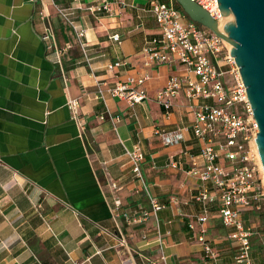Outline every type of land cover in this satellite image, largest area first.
<instances>
[{
    "label": "crops",
    "instance_id": "obj_1",
    "mask_svg": "<svg viewBox=\"0 0 264 264\" xmlns=\"http://www.w3.org/2000/svg\"><path fill=\"white\" fill-rule=\"evenodd\" d=\"M147 1L0 0V264H208L186 226L199 209L191 194L202 185L189 175L190 156L200 152L189 102L179 97L164 118L150 99L172 71L148 69L150 98L133 107L109 94L95 98L101 86L146 69L143 50L160 32L143 11ZM102 2L109 12L86 10ZM115 33L120 44L109 39ZM118 58L129 64L109 70ZM73 99L76 117L67 106ZM161 131L180 140L164 145ZM135 147L145 154L151 193L173 200L156 216H144L149 200L132 192L126 151ZM177 155L183 163L173 165ZM115 197L129 217L114 214ZM212 210L209 238L229 263L227 230L213 234L221 219Z\"/></svg>",
    "mask_w": 264,
    "mask_h": 264
},
{
    "label": "built area",
    "instance_id": "obj_2",
    "mask_svg": "<svg viewBox=\"0 0 264 264\" xmlns=\"http://www.w3.org/2000/svg\"><path fill=\"white\" fill-rule=\"evenodd\" d=\"M192 1L220 23L222 17L217 0ZM118 3L127 6L125 0H118ZM110 9L106 2L86 8L93 15L109 12ZM143 11L159 25L160 31L159 37L148 40L143 50L147 58L146 69L127 75L114 85L101 86L95 98L105 101V94H109L133 107L150 98L145 85L149 77L148 69L158 65L169 67L172 75L168 83L157 89L150 99L162 107L164 118L174 112L179 97L183 98V102H189L186 110L192 116L190 129L200 145L199 154L190 156L192 168L189 175L202 182L191 194V201L199 209L186 223L189 239L201 245L205 263L257 264L250 254L254 227L244 225L242 211L248 208L251 200L264 204V191H256V169L247 165L237 167L236 164L251 162V148L258 129L238 67L230 56L231 47L208 28L191 21L174 0H148ZM82 35L79 32V36ZM109 39L116 44L121 43L118 33L112 34ZM128 64L127 59L118 58L107 68L114 70ZM78 105L79 102L74 99L67 103L75 117ZM182 107L184 109V105ZM100 118L103 119V116L100 115ZM159 134L164 145H173L180 140L179 136L173 139L165 131ZM126 155L132 165L133 183H136L132 192L147 196L150 211L144 216H156L157 211L167 208L173 200L169 203L160 201L145 184L141 166L146 157L138 147L126 151ZM176 157L173 165L183 163L181 155ZM196 159H200L201 164ZM110 189L118 192L121 187L112 182ZM112 206L116 216L129 217V212L121 209L123 205L119 198L113 199ZM212 207H216L227 230L223 240L235 249L229 263L220 262L216 243L209 238ZM133 220L136 221L135 218ZM156 231L157 238L162 242L158 226Z\"/></svg>",
    "mask_w": 264,
    "mask_h": 264
},
{
    "label": "water",
    "instance_id": "obj_3",
    "mask_svg": "<svg viewBox=\"0 0 264 264\" xmlns=\"http://www.w3.org/2000/svg\"><path fill=\"white\" fill-rule=\"evenodd\" d=\"M194 23L211 30L231 45L258 132L254 145L264 172V0H217L222 30L206 10L192 0H174Z\"/></svg>",
    "mask_w": 264,
    "mask_h": 264
},
{
    "label": "rangeland",
    "instance_id": "obj_4",
    "mask_svg": "<svg viewBox=\"0 0 264 264\" xmlns=\"http://www.w3.org/2000/svg\"><path fill=\"white\" fill-rule=\"evenodd\" d=\"M186 101V100H185ZM188 101L184 102L185 104ZM253 148H251V162L248 163H237L236 166L240 167L243 165H247L250 168L256 169L254 177H255V187L257 192L264 191V178L262 176L260 165L258 164L257 157ZM251 204L248 206L246 210L242 211V217L244 219V225L246 227L253 226L255 234L250 238V245H251V256L255 259L257 264H262L264 261V204H261L259 200H251ZM216 226L214 228L213 234L216 236L220 232L225 234V229L221 223L216 222ZM212 234V235H213ZM231 247L232 254L234 255V248L229 244ZM203 260H206L203 256Z\"/></svg>",
    "mask_w": 264,
    "mask_h": 264
},
{
    "label": "bare ground",
    "instance_id": "obj_5",
    "mask_svg": "<svg viewBox=\"0 0 264 264\" xmlns=\"http://www.w3.org/2000/svg\"><path fill=\"white\" fill-rule=\"evenodd\" d=\"M228 19H230V18L222 19V20L220 21V23L218 24V26L220 27V28H219L220 30H222L224 23H225L226 21H228ZM228 47H231V45L228 44ZM253 150H254V152L256 153L257 161H258V164L260 165L259 167H260V170H261L262 176H263V178H264V172H263V170H262V167H261L262 165H261V163H260V159H259V157H258V154H257L256 147H255L254 143H253Z\"/></svg>",
    "mask_w": 264,
    "mask_h": 264
},
{
    "label": "trees",
    "instance_id": "obj_6",
    "mask_svg": "<svg viewBox=\"0 0 264 264\" xmlns=\"http://www.w3.org/2000/svg\"><path fill=\"white\" fill-rule=\"evenodd\" d=\"M166 1V0H165ZM262 264H264V261H263V263Z\"/></svg>",
    "mask_w": 264,
    "mask_h": 264
}]
</instances>
